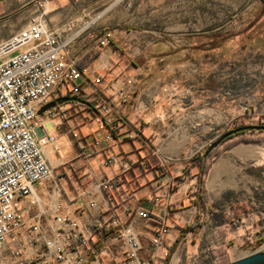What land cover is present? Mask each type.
Returning <instances> with one entry per match:
<instances>
[{"label": "crops", "instance_id": "1", "mask_svg": "<svg viewBox=\"0 0 264 264\" xmlns=\"http://www.w3.org/2000/svg\"><path fill=\"white\" fill-rule=\"evenodd\" d=\"M73 1H49L48 5L54 3L51 9L53 23L60 16L56 11L61 7L68 5L73 14ZM124 1H127L126 11L130 26L115 31L113 45L101 48L97 43L98 39H83L86 32H83L85 35L81 32L85 28L75 33L72 29L69 31L70 35H84L79 39L77 37L78 40L71 48L72 56L78 60L79 68L84 73V77L76 85L84 90H91L95 85V77L101 78V84L97 86L99 96L107 100L111 116L115 118L120 129L119 135H115V143L104 141L109 129L99 131L93 113L83 108L78 109L79 106H73L69 102L66 105L70 110L64 121L54 119L61 105L45 114L51 132L57 133L56 143L45 147V155L54 166L56 163V167L61 166L63 160L73 154V140L67 131H75L77 127L83 141L88 142L92 137L94 142L103 141V155H119L114 151L119 146L123 154L122 157L119 155L121 159L141 161V165L127 173L131 177L129 183L133 188L136 183L134 206H142L161 218L166 212L165 208L156 206L152 197L158 186L169 189V195L176 207L169 216L172 228L166 240L167 247L171 245V250L174 251L184 246L186 251L198 253L206 244H211L214 257L221 260V256L231 253L233 247L239 250L245 243H253L264 236V144L240 142L225 149L214 161L204 181L203 193L206 195L207 204H202L196 192L197 177L180 179L189 162L186 160L187 153L195 152L202 141L214 138L219 130L225 128L230 118L242 116L243 109L232 111L228 103L219 109L205 102V97H200L198 92H191L188 96L172 102L163 92L165 87L174 84L161 79H155L151 83L140 82L138 73L127 69L130 66L128 58L132 57L133 60L141 55L148 57L147 53L150 55L151 51H157L163 56L161 60L166 61L167 66L186 67L200 64L195 58L200 48V36L254 34L260 36L258 42L262 44L264 0H114V3L118 7ZM10 5L12 0H0V16L9 10ZM54 26L59 27L58 23ZM107 30L109 29L104 30L103 34ZM156 36L160 40L151 41ZM82 39L87 41L86 46ZM263 49L264 47L260 51ZM99 50L100 54L92 59ZM261 56V61L264 62V56ZM204 60L210 61L208 58ZM132 66L136 70L139 68L135 63ZM175 87L180 92L188 90L182 84H176ZM120 90L126 92L127 101L117 95ZM60 98L62 97L56 94L54 101ZM259 115H264V105L260 110L255 107V116ZM124 138L130 144L123 143ZM125 144L131 145L133 149L125 150ZM74 145L83 148L82 142ZM62 150L65 155H57V151L62 154ZM163 159L171 161L163 166ZM86 165L89 167V159L86 160ZM70 167L73 170L75 164ZM117 171L119 167L114 166L111 171L95 178L112 175ZM91 184L84 177V184L80 185L89 188ZM42 199L45 211L51 213L52 198L49 193L46 199ZM189 201H192V206L187 204ZM181 207L185 211H194L191 222H181L175 218V211ZM198 212L201 219L205 220L204 224L182 235L184 228L193 225ZM97 217L98 213L92 211L90 215L83 213L81 220L93 221ZM189 242L190 246L187 247ZM8 248L12 249L13 245L10 244ZM157 251L161 255L164 249ZM3 256L8 257V253L0 254V257ZM105 262L111 264L108 259ZM174 263L172 258L171 264Z\"/></svg>", "mask_w": 264, "mask_h": 264}, {"label": "built area", "instance_id": "2", "mask_svg": "<svg viewBox=\"0 0 264 264\" xmlns=\"http://www.w3.org/2000/svg\"><path fill=\"white\" fill-rule=\"evenodd\" d=\"M25 1L35 3L41 14L0 42V254L13 245L8 257H0V264H107V259L111 264H165L171 251V245H166L172 228L169 216L176 206L169 189L162 186L152 197L156 206L165 208L161 218L134 206L135 191L126 175L141 161L107 156L101 166H116L119 171L93 179L89 188L74 189V198L66 195L61 185L67 181L65 169L57 171L44 152L46 146L56 143L57 136L49 130L39 135V111L58 94L82 102H72L73 106L92 103L102 116V128L110 131L106 141L115 140L118 124L107 100L99 96V76L91 90L76 85L84 73L71 54L78 36L65 35L71 26L68 30L50 26L46 12L49 0ZM113 40L114 33L106 32L98 43L107 47ZM164 93L172 102L183 97L174 88ZM117 95L128 100L125 91ZM68 109L66 104L60 107L64 115ZM257 120V125L264 127V116ZM71 134L79 138L76 131ZM212 142L204 141L195 152L187 153L186 160L208 149ZM100 145L101 141H96L92 153ZM80 149L81 154H88V149ZM170 161L163 159V166ZM51 180V213H47L35 185L45 186ZM92 211L98 213L97 218L81 220L83 213L90 215ZM174 215L189 223L194 211L181 207ZM141 222L145 225L140 230ZM158 249L164 252L158 255Z\"/></svg>", "mask_w": 264, "mask_h": 264}, {"label": "rangeland", "instance_id": "3", "mask_svg": "<svg viewBox=\"0 0 264 264\" xmlns=\"http://www.w3.org/2000/svg\"><path fill=\"white\" fill-rule=\"evenodd\" d=\"M53 2L56 3L58 2V0H53ZM53 2L49 4L50 6H47L46 10L47 20L50 26L55 29L64 28L66 30H68V26H71L74 33L77 31L80 32L85 28V30L81 33L84 34L86 32V35H79L80 37L84 36L85 38L83 39L92 37L94 39H98V43L99 39L101 38L99 36L105 32L104 30L109 29L107 30V32H113L115 40L116 30L125 29L130 26V20L126 11L127 1H124L117 7L114 3V0H74L73 2L75 3V10L73 14L71 13L70 7L68 5L66 7H61L58 11H56V13L60 14V16L54 21L55 23H53V21L51 20L53 16V14L51 13V9L54 4ZM90 7H92V9H90ZM40 14L41 10L35 6V3L27 2L25 0H22V2H20L19 0H12V5H10L9 10H7L5 14L0 16V19L4 18L2 21H0V42L8 40L18 31L26 28L30 24L32 19ZM130 16L132 17V12H130ZM57 23L59 27L54 26ZM68 34H70L69 30L65 35ZM80 37H78V39ZM259 37L260 36H255L254 34H252L251 36L223 34L200 36V48L198 56L195 57L198 59L197 62H199L200 64L186 67H169L166 65V61L161 60L163 59V56H160L157 51H151L150 55L149 53H147L148 57H143L141 55L134 58L133 60L132 57H129L128 60L130 66L127 69H131L132 72L136 71L138 73L140 82L146 81L147 83H151L155 79H161L163 81L170 82L174 85H169L165 87V89L174 88L176 89V92L183 97L188 96V94H190L191 92H198V95L200 97H205V102L210 103L218 107L219 109H222L224 104L227 103L229 104V107L232 111H240L243 109L242 116L230 118L227 121L225 128H223V130H219L216 136L211 139L213 140V145L214 142L222 134L226 133L227 129L233 128L240 124H244L245 126H259L257 125L258 116H255V107L260 110L261 106L264 105V62L261 61L263 59L261 55L264 56V49L260 51V49L264 47V41L262 44L259 43ZM78 39H76V41ZM83 39L81 41H83ZM159 40V36L151 39V41L153 42H157ZM84 45H87V41L84 42ZM111 45H113V43ZM99 47L101 46L99 45ZM256 48L259 49V51ZM96 57L93 56L92 59H96ZM205 58H208L210 61L204 60ZM134 63L139 67L137 70L134 66H132V64ZM176 84H182L188 90L180 92V90L175 87ZM77 108L89 110L95 115L93 118L96 121L95 123L97 124V128L99 131L107 129L102 128V116L96 110H92V107L85 103L83 104V106H79ZM69 110L70 109L66 111L65 116L59 109L55 114L56 116L54 119L64 121V119H66V117L68 116L67 114ZM45 114L46 113L41 115L37 121L38 126H40V136L46 134L47 130L52 133L50 130V124H47L48 120ZM62 123L63 122H61V124ZM119 130L120 129L116 127L115 135H119ZM75 131L79 134L78 139L73 138L71 134L72 131H67L73 140L72 156H67L66 160H63V163L61 162V166L56 167L57 163L55 166L57 171H62L63 168L66 171L67 181H63L61 185L69 198L74 197V189H80L81 185L84 184V177L87 178V181H90L92 183V180L95 177L98 178L103 173L111 171L112 167L102 168L101 165L105 157L114 154L111 153L108 155H103V152L101 151V149H103L102 140H96L101 141V145L98 146V148H95L94 152L92 153L91 150L94 148V144L96 142H94L93 137L88 139V142H86L82 140L83 136L79 131V127H77ZM55 135H57V133ZM106 135L104 136V141H106ZM122 140L123 143L130 144V142L125 140V138ZM114 141L106 142L110 144L115 143ZM80 142H82L83 144V149H88L87 155L81 154L80 147L82 146L79 145V148H77V146L74 145L76 143L79 144ZM203 144L204 143L202 141L199 144V147H201ZM262 147L264 148V145ZM129 148H132V146L126 145L125 150H128ZM208 149H204L196 154H206ZM62 151V154L57 151V155H65L64 150ZM114 151L121 157L123 156L122 150L119 146H116ZM132 155L136 156V154L133 152ZM87 159H89V167L88 165H86ZM71 164H75V168L73 170L70 167ZM197 173L198 169H194V174ZM126 176L128 180L131 179L129 175ZM129 182L131 183L130 180ZM46 185L47 186H42L39 184L35 185L38 193L44 199L48 197V193L54 186V181H48ZM135 187L136 183L134 184V188ZM187 204L191 206L193 205L192 201H189ZM143 225H145L144 222H141L138 226V229L143 228ZM184 225L186 226V224ZM262 225L264 226V220L262 221ZM232 245L233 244L231 243V247H233ZM189 246L190 242L189 244H187V247ZM212 248L213 247L211 244H206L204 249L200 250V252L198 253L188 252L184 249V246L181 247L180 250L175 248L176 250L170 251V257L165 261V264H169V262L171 264L172 258L175 262L174 264H223L228 259L232 261V259H236L238 257L264 249V236L260 240L254 241L253 243H245V245H243L239 250L233 247L231 253L221 256V260L214 257ZM8 250L9 248L6 249L5 253H8Z\"/></svg>", "mask_w": 264, "mask_h": 264}, {"label": "trees", "instance_id": "4", "mask_svg": "<svg viewBox=\"0 0 264 264\" xmlns=\"http://www.w3.org/2000/svg\"><path fill=\"white\" fill-rule=\"evenodd\" d=\"M100 54V50L97 51L94 56H98ZM87 105H89L90 107H92L93 109V104L86 102ZM244 124H240L237 125L233 128L227 129L226 132L233 130V129H237V128H241L244 127ZM240 142H255V143H260V144H264V131H258V130H254V131H245V132H241L237 135H234L230 138H228L221 146H219L218 148L214 149L209 155H205V153H199L196 154L194 157H192V159L188 162L187 166L184 169V175H182L180 177V179L186 178V177H197V182H196V188H197V195H198V200L199 202H201L202 204L206 205L207 204V198L206 195L203 193V186H204V181L206 179V177L208 176L210 169L214 163V161L216 160L217 157H219L223 151L225 149H228ZM194 169H198V173L194 174ZM205 220L201 219V216L198 212V215L196 217L195 222L193 223V225L184 228L182 230V235L186 234L188 231L202 226L204 224ZM231 263V260H227L225 263L223 264H229Z\"/></svg>", "mask_w": 264, "mask_h": 264}, {"label": "water", "instance_id": "5", "mask_svg": "<svg viewBox=\"0 0 264 264\" xmlns=\"http://www.w3.org/2000/svg\"><path fill=\"white\" fill-rule=\"evenodd\" d=\"M4 18L0 19L2 21ZM69 102H81L77 98H60L59 100L52 101L51 103L45 105L40 111L39 115H43L47 111L56 108L58 105H64ZM82 103V102H81ZM253 130H258V131H264V127L262 126H244L241 128H237L234 130H231L229 132H226L222 134L215 142L214 144L207 150L206 156L209 155L214 149L218 148L226 139L237 135L241 132L245 131H253ZM229 264H264V249L258 250L256 252L250 253L244 257H241L237 260L231 261Z\"/></svg>", "mask_w": 264, "mask_h": 264}]
</instances>
